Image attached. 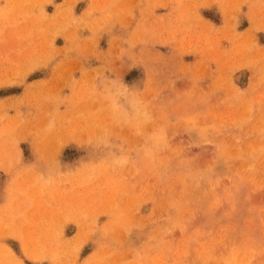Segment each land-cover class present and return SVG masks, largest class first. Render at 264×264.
Instances as JSON below:
<instances>
[{"label": "rangeland", "instance_id": "1", "mask_svg": "<svg viewBox=\"0 0 264 264\" xmlns=\"http://www.w3.org/2000/svg\"><path fill=\"white\" fill-rule=\"evenodd\" d=\"M0 264H264V0H0Z\"/></svg>", "mask_w": 264, "mask_h": 264}, {"label": "bare ground", "instance_id": "2", "mask_svg": "<svg viewBox=\"0 0 264 264\" xmlns=\"http://www.w3.org/2000/svg\"><path fill=\"white\" fill-rule=\"evenodd\" d=\"M72 137V136H71ZM67 140V139H66ZM69 140V139H68ZM65 142V141H64ZM62 144V143H61ZM61 147V146H60ZM29 255V254H28ZM26 256H27V253H26ZM28 258H31V257H28Z\"/></svg>", "mask_w": 264, "mask_h": 264}]
</instances>
